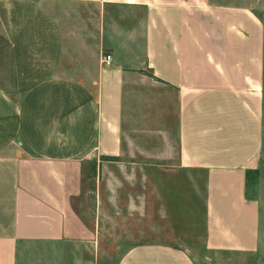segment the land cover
<instances>
[{
  "label": "crops",
  "instance_id": "0c3cea01",
  "mask_svg": "<svg viewBox=\"0 0 264 264\" xmlns=\"http://www.w3.org/2000/svg\"><path fill=\"white\" fill-rule=\"evenodd\" d=\"M239 14L0 0V264H264V29Z\"/></svg>",
  "mask_w": 264,
  "mask_h": 264
},
{
  "label": "rangeland",
  "instance_id": "374dc122",
  "mask_svg": "<svg viewBox=\"0 0 264 264\" xmlns=\"http://www.w3.org/2000/svg\"><path fill=\"white\" fill-rule=\"evenodd\" d=\"M209 4H217L224 9L234 8V11H240L241 14L237 15L239 18V25L245 27L247 25L246 17L253 13L258 20L259 25L264 29V0H208ZM229 15H224L225 22H231ZM249 35V34H248ZM264 59V51H263ZM259 170L250 172L246 179L247 194L259 198L261 201L260 208V224L264 227V142L261 152V160ZM90 215V214H89Z\"/></svg>",
  "mask_w": 264,
  "mask_h": 264
},
{
  "label": "built area",
  "instance_id": "2783aa9c",
  "mask_svg": "<svg viewBox=\"0 0 264 264\" xmlns=\"http://www.w3.org/2000/svg\"><path fill=\"white\" fill-rule=\"evenodd\" d=\"M100 61L103 66H110L112 62V54L109 51L103 50L101 52Z\"/></svg>",
  "mask_w": 264,
  "mask_h": 264
},
{
  "label": "trees",
  "instance_id": "16d2710c",
  "mask_svg": "<svg viewBox=\"0 0 264 264\" xmlns=\"http://www.w3.org/2000/svg\"><path fill=\"white\" fill-rule=\"evenodd\" d=\"M150 76H153L152 73H149Z\"/></svg>",
  "mask_w": 264,
  "mask_h": 264
}]
</instances>
